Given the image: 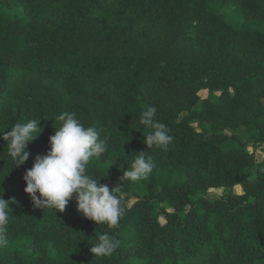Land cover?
I'll return each mask as SVG.
<instances>
[{
	"label": "trees",
	"instance_id": "16d2710c",
	"mask_svg": "<svg viewBox=\"0 0 264 264\" xmlns=\"http://www.w3.org/2000/svg\"><path fill=\"white\" fill-rule=\"evenodd\" d=\"M149 106L173 137L166 149L144 143ZM64 111L108 137L88 170L125 204L114 229L75 198L55 214L24 192ZM30 119L43 131L24 165L0 138V193L15 200L0 264H264V150L244 141L264 145V0H0V137ZM146 151L151 174L122 183ZM211 189L222 196L207 200ZM105 232L120 245L94 256Z\"/></svg>",
	"mask_w": 264,
	"mask_h": 264
},
{
	"label": "clouds",
	"instance_id": "9594fccd",
	"mask_svg": "<svg viewBox=\"0 0 264 264\" xmlns=\"http://www.w3.org/2000/svg\"><path fill=\"white\" fill-rule=\"evenodd\" d=\"M157 109L147 107L140 115V123L150 130L144 143L148 150L155 147L166 149L173 137L163 123L158 122ZM41 119L17 122L8 129L2 138L7 143L8 156L17 168L29 159L26 150L29 143L39 137L43 129L38 127ZM59 127L49 137V151L45 156H37L33 166L26 170L23 177L34 208L51 209L63 212L69 202L75 198L77 210L82 216L96 225L106 224L109 228L118 227L126 213L121 198L108 185L101 184L100 178H94L88 170L89 162L105 155L108 137H100L99 131L92 126H85L75 112L64 111L58 117ZM4 133V131H0ZM148 151L134 156L131 169L124 171L125 180H145L154 168ZM39 194V195H37ZM14 199L5 200L0 193V247L7 244L8 225L12 217L10 204ZM120 242L105 232L97 242L90 246L94 256H110L119 247Z\"/></svg>",
	"mask_w": 264,
	"mask_h": 264
},
{
	"label": "rangeland",
	"instance_id": "374dc122",
	"mask_svg": "<svg viewBox=\"0 0 264 264\" xmlns=\"http://www.w3.org/2000/svg\"><path fill=\"white\" fill-rule=\"evenodd\" d=\"M207 91H200L198 93V96L200 99H205L207 97ZM184 116V115H183ZM192 126L196 127L197 124L195 122H192L191 123ZM225 133L230 136V135H240V131H236V132H232V131H225ZM245 143L247 144V147L246 149L249 151V152H255L257 158L261 159L262 158V151L264 150V145H257V146H254L252 144L251 141L249 140H244ZM234 192L235 193H239L240 192V188L239 187H235L234 188ZM142 192H134V193H131L129 196H127V206H131L137 198L141 197L142 196ZM223 194V191L221 189H211L208 191V194L206 195V199L207 200H215V199H218L219 197H221ZM123 197H126L125 195H122ZM153 206H154V215L157 216V219L159 221L160 224H164V219L162 217V215L160 214V211H161V206L160 204L158 203H153Z\"/></svg>",
	"mask_w": 264,
	"mask_h": 264
}]
</instances>
